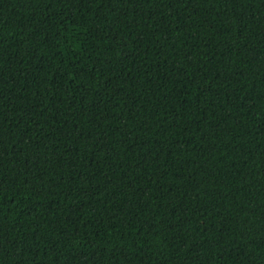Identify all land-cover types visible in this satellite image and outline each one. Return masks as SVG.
<instances>
[{
    "label": "trees",
    "instance_id": "1",
    "mask_svg": "<svg viewBox=\"0 0 264 264\" xmlns=\"http://www.w3.org/2000/svg\"><path fill=\"white\" fill-rule=\"evenodd\" d=\"M0 264H264V0H0Z\"/></svg>",
    "mask_w": 264,
    "mask_h": 264
}]
</instances>
